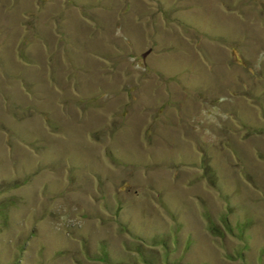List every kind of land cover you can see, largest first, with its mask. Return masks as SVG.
Wrapping results in <instances>:
<instances>
[{
	"label": "rangeland",
	"instance_id": "1",
	"mask_svg": "<svg viewBox=\"0 0 264 264\" xmlns=\"http://www.w3.org/2000/svg\"><path fill=\"white\" fill-rule=\"evenodd\" d=\"M0 264H264V0H0Z\"/></svg>",
	"mask_w": 264,
	"mask_h": 264
},
{
	"label": "trees",
	"instance_id": "2",
	"mask_svg": "<svg viewBox=\"0 0 264 264\" xmlns=\"http://www.w3.org/2000/svg\"><path fill=\"white\" fill-rule=\"evenodd\" d=\"M168 245V244H167ZM167 249H168V247H167Z\"/></svg>",
	"mask_w": 264,
	"mask_h": 264
}]
</instances>
